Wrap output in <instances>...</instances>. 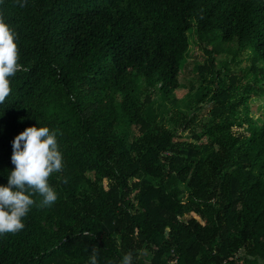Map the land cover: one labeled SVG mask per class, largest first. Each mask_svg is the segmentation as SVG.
Wrapping results in <instances>:
<instances>
[{"label": "trees", "instance_id": "obj_1", "mask_svg": "<svg viewBox=\"0 0 264 264\" xmlns=\"http://www.w3.org/2000/svg\"><path fill=\"white\" fill-rule=\"evenodd\" d=\"M0 18L20 65L0 183L37 121L64 164L0 264H264V0H0ZM190 31L207 59L179 102Z\"/></svg>", "mask_w": 264, "mask_h": 264}, {"label": "clouds", "instance_id": "obj_2", "mask_svg": "<svg viewBox=\"0 0 264 264\" xmlns=\"http://www.w3.org/2000/svg\"><path fill=\"white\" fill-rule=\"evenodd\" d=\"M18 2L23 7V0ZM16 40L17 32L0 18V102L10 92L9 78L20 67ZM57 134L56 129L50 130L37 121L13 137L10 161L14 167L6 173L7 182L0 183V235L23 229V218L33 206L48 207L57 199V192L48 181L51 173L64 167ZM132 256L131 252L123 253L117 264H132ZM85 264H98L96 248Z\"/></svg>", "mask_w": 264, "mask_h": 264}, {"label": "rangeland", "instance_id": "obj_3", "mask_svg": "<svg viewBox=\"0 0 264 264\" xmlns=\"http://www.w3.org/2000/svg\"><path fill=\"white\" fill-rule=\"evenodd\" d=\"M189 41H190L189 50H188V53L186 55V59L184 62L183 73L180 76L181 88H179L175 94L176 98L178 99L177 101H179V102H181L184 99V95L186 92H189V93L193 92L192 87H193V90L195 89L198 76L196 75V72L193 70V67L196 65L203 66L206 63V59H207V55L204 52V50L202 49L203 44H201L197 40L195 34H193L192 31H190V33H189ZM214 56L216 58V62H219L223 59V57H221V54H219V53H215ZM240 56L242 58H244L242 60L241 65L243 67L248 66L249 61L246 59L247 54L242 53ZM153 100L156 102L155 98ZM165 106L170 108L171 103L166 102ZM263 106L264 105H262L260 107V109H262ZM184 134H186V133H184ZM187 140L191 141V139H187Z\"/></svg>", "mask_w": 264, "mask_h": 264}]
</instances>
